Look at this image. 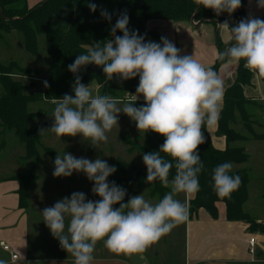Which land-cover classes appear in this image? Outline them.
Instances as JSON below:
<instances>
[{
	"label": "clouds",
	"instance_id": "obj_1",
	"mask_svg": "<svg viewBox=\"0 0 264 264\" xmlns=\"http://www.w3.org/2000/svg\"><path fill=\"white\" fill-rule=\"evenodd\" d=\"M197 3L217 15L223 12L231 15L242 6L241 0H197ZM256 4L264 9V0H256ZM87 6L91 12L97 11L95 3ZM100 16L111 23L112 14L106 9H100ZM128 25L125 10L110 29L114 39H107L103 44L81 42L83 53L68 65V71L74 76V95L65 94L52 100L53 123L49 128H40L39 135L48 132L59 138L79 135L95 148L108 142L107 133L118 127V116L123 113L135 122L139 132L164 137L159 150L143 153L142 160L147 169L146 183L151 185L159 180L170 191L155 204L143 194L125 202L126 189L108 179L117 171L114 165L110 166L100 157L90 160L67 152L57 153L53 177L84 173L93 182V195L99 197L90 200L83 192H73L41 212L43 222L62 250L73 258V264H93L95 247L101 241L110 253L139 255L145 259L143 254L151 245L186 222L187 204L176 196L199 191L198 174L204 164L198 148L206 143L204 128L215 126L219 121L224 96L219 74L193 55H180V49L167 38L162 36L159 43L146 42L138 30L130 31ZM219 27L229 30L231 43L218 53V59L236 63L243 60L246 69L264 76V20L249 16L234 27H229L227 21ZM118 31L122 35H117ZM88 65L102 68L109 81L113 77L121 82L139 77L135 95L137 99L142 96L145 103L137 107L135 101L93 95L80 75ZM43 84L46 88L50 86L47 81ZM173 167L175 174L170 180ZM231 169L232 164L225 162L213 170V187L220 197L230 196L242 182L239 175L229 174ZM0 264L8 261L0 259Z\"/></svg>",
	"mask_w": 264,
	"mask_h": 264
},
{
	"label": "trees",
	"instance_id": "obj_2",
	"mask_svg": "<svg viewBox=\"0 0 264 264\" xmlns=\"http://www.w3.org/2000/svg\"><path fill=\"white\" fill-rule=\"evenodd\" d=\"M29 0H0V42L3 41V34L12 32L20 33L23 37L24 47L28 54L38 55V38L45 37L46 47L51 59V68L45 81L50 85L44 87L43 96L28 95L29 87L21 82L12 79V73L2 63H0V121L6 127L8 133H12L26 150V158H36L39 160V148H41V136L39 129H30V123L36 115L28 112V106L38 101L52 102L56 98H61L69 94L74 82V76L68 71V65L73 63L76 56L83 53L80 47L81 42L102 44L111 37L110 29L115 25L116 19L121 12L127 11L129 16L128 28L130 31L138 30L140 35L145 37L147 42L156 36V32L150 30L148 25L152 21L189 22L195 18L197 22L221 21L212 9L198 4L197 0H43L29 8ZM95 3L97 11L91 12L88 3ZM242 6L231 15L235 21L234 27L241 19L245 18V0H241ZM22 4L19 8L18 5ZM106 9L112 14L111 23L100 16V9ZM264 20V15L263 19ZM117 35H122L117 32ZM220 52L224 51L228 44H223L218 39ZM226 60L217 59L214 70H216ZM89 66V65H88ZM87 66V67H88ZM86 69L82 70V83L87 85L92 79L100 84L105 83V74L100 68V75L85 77ZM21 77L37 75L36 70L25 69L13 65ZM254 73L244 67L241 60L237 69L236 82L229 87L224 94V106L220 111L217 136L225 138L227 148L217 149L213 143L207 127L204 128L206 143L198 148L201 161L204 164L203 171L198 174L199 191L195 192V197L190 201V214L204 209L213 219L218 217V205L224 204L226 207V218L230 222H242L249 225L251 233H262L264 235V222L254 221L244 212V206L248 201V171H230V175H239L241 184L228 197L217 195L213 187V170L220 164L230 162L233 165H243L249 160V154L244 148L230 147V144L248 140L241 135L235 127L238 124V116L244 130L248 133L249 139L264 142V135L256 134L253 130L251 116L247 112L249 105L255 102L244 96V87L250 86ZM264 83V76H261ZM110 91L109 89H107ZM142 97V96H141ZM139 100H144L143 97ZM144 144L134 147L140 154L158 151L164 142V137L148 132H143ZM50 155L53 153L49 152ZM164 155L163 153L161 154ZM170 159V157H166ZM38 165L40 162L38 161ZM35 165L31 172L25 176H19L20 182V207L27 208V195L31 181L35 178ZM117 171L108 179L114 181L118 186L126 189L128 200V190L131 187L143 186L146 183L147 169L142 163H117L113 164ZM112 166V165H111ZM127 169H132L128 173ZM120 170V171H119ZM121 172V173H119ZM175 174V168L170 172L171 180ZM170 191L165 188L159 180L151 184V196H163ZM94 198L99 199L94 195ZM118 206V205H117Z\"/></svg>",
	"mask_w": 264,
	"mask_h": 264
},
{
	"label": "crops",
	"instance_id": "obj_3",
	"mask_svg": "<svg viewBox=\"0 0 264 264\" xmlns=\"http://www.w3.org/2000/svg\"><path fill=\"white\" fill-rule=\"evenodd\" d=\"M41 1L43 0H29V7H33ZM244 12V19L249 16L263 19L264 9L257 7L256 0H245ZM231 15L227 12L221 13L219 15L221 21L216 22V24L209 21L201 23L198 21L192 22V20L189 22L152 21L148 27L150 30L156 32L157 35L148 41L159 43L163 36L180 49V55H193V58L201 62L206 68L214 70L218 53H220L218 39L223 44L229 45L231 43L229 30L227 28L221 29L219 25L227 21L229 27H231L235 23L231 19ZM238 65L239 62H228L226 60L225 63L214 70L223 81L224 94L236 82ZM133 93L134 91L131 92L130 96L136 100L137 98L134 97ZM244 96L255 102L254 105L247 107V112L253 122V130L256 134L264 135L261 133L264 131V83L260 75L254 74L251 85L244 87ZM136 101L141 102L139 99ZM223 106L224 101L222 100L221 110ZM235 129L241 135L246 136L248 140L230 144V147L244 148L249 153V144L264 143L249 139V135L244 130L239 116ZM217 130L218 124L207 127L213 145L219 150H225L227 142L225 138L217 136ZM243 165H236V169H245ZM38 166L40 167L41 165ZM18 177L16 175L0 178V244L3 242L10 246L12 253L16 254L18 259L13 261L12 254L5 252L1 245L0 259H5L8 261V264H73V258L66 251L62 250L59 241L51 235L45 223L33 222L29 214L32 205L28 202V195L31 185L37 180V175L35 174V178L29 186L27 208H21L19 205L20 182ZM135 187H131L129 190ZM129 190L128 199L131 195ZM181 194L185 200L184 203L187 204L189 214L188 220L183 222V226H179L184 243L180 252L181 257L177 261V264L257 263L255 261L257 255L253 258L249 253L248 242L251 237H255L257 251H259L262 243L264 244L263 235L251 233L248 224L228 221L224 204L218 205L217 219H213L204 209L190 214L189 203L195 197V193ZM92 196L94 198L93 194ZM149 197L150 199H154L156 196H151L149 191ZM44 202L46 203V201ZM177 231L178 226L173 228L170 233L164 235L160 239V248L158 242L151 245L143 254L145 259H141L139 255L127 257L110 253L104 247L103 241L98 242L93 253V264H174L169 252H174V248L171 247V239L174 240L173 236ZM261 254L263 255L264 253L261 252Z\"/></svg>",
	"mask_w": 264,
	"mask_h": 264
},
{
	"label": "rangeland",
	"instance_id": "obj_4",
	"mask_svg": "<svg viewBox=\"0 0 264 264\" xmlns=\"http://www.w3.org/2000/svg\"><path fill=\"white\" fill-rule=\"evenodd\" d=\"M19 8L22 4L18 5ZM30 8V7H29ZM0 63L4 64L12 73V79L21 82L24 86L29 87L28 95L43 96L44 84L51 68V59L47 51L46 41L44 36L38 38V55L32 56L28 54L24 47L23 37L20 33L12 32V34H3V41L0 42ZM13 65L23 67L25 69L36 70L37 75H28L21 77L20 72L13 68ZM139 84V77L127 81H119L118 77H113L111 81L105 80V83L100 84L97 80L92 79L87 85L93 95H107L118 101H126L130 97L132 91L136 97V88ZM86 85V86H87ZM109 89L110 91H108ZM1 91V89H0ZM69 95H74L71 89ZM137 98V97H136ZM142 98V97H139ZM138 98V99H139ZM145 102H135V106L139 107ZM122 107V104H118ZM55 105L52 102L38 101L28 106V112L36 115V118L30 123V129L49 128L53 123L52 113ZM118 127H114L108 135L107 143H100L95 148L88 142L82 140L77 135L76 137H57L55 134L48 132L41 135V148H39V160L36 158H26V150L23 144L12 134L8 133L6 127L0 121V178L12 177L20 175H28L33 166L40 167L34 171L37 175V180L31 185L28 202L32 207L29 214L33 222H43L41 215L42 210L49 206H53L57 201L64 197H70L73 192H83L90 200H96L92 196L93 182L89 181L84 173L74 172L70 177H53L54 159L57 155L64 152L71 153L77 158L85 157L90 160H95L100 157L107 161L111 166L120 162L123 163H142V154L134 147H139L144 144L143 131L139 132L135 122L127 115L120 113L118 116ZM254 129V127H253ZM264 134V131L261 132ZM53 155H50V153ZM249 160L243 165L248 170L249 185H248V201L244 206V211L254 221L264 222V143L249 144ZM236 165L232 166V171H237ZM120 171V170H119ZM128 173H132V169H127ZM121 173V172H119ZM151 185L145 183L141 187L130 189V197L143 194L145 199L153 204L157 203L161 197L156 196L150 199L149 191ZM182 194H177L176 198L184 203ZM183 198V199H182ZM98 200V199H97ZM48 202V204H46ZM44 223V222H43ZM178 231L171 239V244L174 252L171 254V259L174 264L180 259L183 236L179 226ZM256 233H259L257 231ZM261 236L262 233H259ZM264 236V235H263ZM158 241V246L160 248ZM169 251V250H168ZM259 251L264 253V244L260 246ZM163 253V252H162ZM256 264H264V254L260 257H255Z\"/></svg>",
	"mask_w": 264,
	"mask_h": 264
},
{
	"label": "built area",
	"instance_id": "obj_5",
	"mask_svg": "<svg viewBox=\"0 0 264 264\" xmlns=\"http://www.w3.org/2000/svg\"><path fill=\"white\" fill-rule=\"evenodd\" d=\"M126 101H128V102H134L135 101L136 102V100L133 97H131V96L127 97ZM248 243H249V253L254 258L257 255V241H256V238L255 237H251L249 239ZM0 245H1V247L3 248V250L5 252H9V253L12 254L11 257H12L13 261H16L18 259V256L16 254L12 253V250H11L10 246L6 245L3 242Z\"/></svg>",
	"mask_w": 264,
	"mask_h": 264
},
{
	"label": "water",
	"instance_id": "obj_6",
	"mask_svg": "<svg viewBox=\"0 0 264 264\" xmlns=\"http://www.w3.org/2000/svg\"><path fill=\"white\" fill-rule=\"evenodd\" d=\"M0 14L2 16L1 10H0ZM194 21H195V18L193 17L192 18V22H194ZM91 75H97V76H99L100 75V67H97L95 65H89L87 67L85 77H89ZM261 255H262L261 252L257 251V257H260Z\"/></svg>",
	"mask_w": 264,
	"mask_h": 264
}]
</instances>
